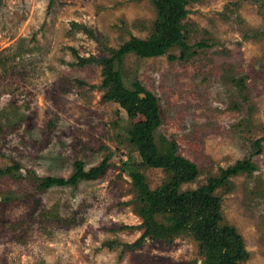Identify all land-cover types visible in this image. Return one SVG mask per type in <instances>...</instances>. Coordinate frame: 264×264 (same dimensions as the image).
Returning a JSON list of instances; mask_svg holds the SVG:
<instances>
[{"label": "rangeland", "instance_id": "obj_1", "mask_svg": "<svg viewBox=\"0 0 264 264\" xmlns=\"http://www.w3.org/2000/svg\"><path fill=\"white\" fill-rule=\"evenodd\" d=\"M169 1L187 11L190 48L129 53L113 70L157 97L159 152L174 144L198 166L180 192L252 162L216 190L218 224L243 237L239 264H264V0ZM158 21L157 0H0V264H208L218 252L198 238L201 218L157 213L153 228L140 213L134 174L150 191L172 174L147 167L131 142L143 115L106 97L105 63ZM104 160L99 179L41 188L76 161Z\"/></svg>", "mask_w": 264, "mask_h": 264}, {"label": "trees", "instance_id": "obj_2", "mask_svg": "<svg viewBox=\"0 0 264 264\" xmlns=\"http://www.w3.org/2000/svg\"><path fill=\"white\" fill-rule=\"evenodd\" d=\"M159 21L156 22L153 36L148 39L133 38L118 49L112 58L105 63L104 86L109 89L107 96L114 99L129 115L141 113L144 120L134 124L129 134L134 144L149 168H160L172 174L169 182L164 183L155 191H150L143 177L134 174L135 184L140 189L141 197L146 205L140 213L147 217L153 228L158 227L155 215L177 214L183 219L188 217L201 218L195 221V231L200 240L218 252L209 259L208 264H239L248 256L245 243L232 227L220 228V203L215 196L216 190L224 186L230 176L240 172H251L254 167L250 160L239 161L237 164L221 171L207 179V183L195 191L180 192L183 184L194 181L199 176L198 166L184 156L177 155L171 148L162 154L157 148L155 131L162 124L161 108L157 97L139 83L132 91L125 87L121 74L113 70L115 60L122 59L129 53H135L141 58L158 57L167 54L174 46L189 49L186 39L185 18L187 11L169 0H157ZM198 46H204L200 44ZM144 94L142 98L140 95ZM259 147V152H260ZM108 168L104 160L101 165L86 170L83 161L75 162V171L70 178H46L42 189L53 186L77 185L82 181H90L103 177ZM188 221L184 220L177 226L181 227Z\"/></svg>", "mask_w": 264, "mask_h": 264}, {"label": "water", "instance_id": "obj_3", "mask_svg": "<svg viewBox=\"0 0 264 264\" xmlns=\"http://www.w3.org/2000/svg\"><path fill=\"white\" fill-rule=\"evenodd\" d=\"M145 96V95H144Z\"/></svg>", "mask_w": 264, "mask_h": 264}]
</instances>
